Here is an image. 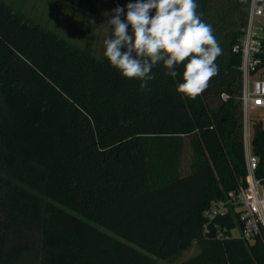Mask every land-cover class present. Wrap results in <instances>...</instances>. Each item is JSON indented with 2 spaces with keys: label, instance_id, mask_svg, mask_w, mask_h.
I'll list each match as a JSON object with an SVG mask.
<instances>
[{
  "label": "trees",
  "instance_id": "obj_1",
  "mask_svg": "<svg viewBox=\"0 0 264 264\" xmlns=\"http://www.w3.org/2000/svg\"><path fill=\"white\" fill-rule=\"evenodd\" d=\"M248 7L199 0L219 72L181 99L161 65L140 90L0 0V264L172 263L193 244L178 264H264L263 232L246 243L232 217H203L246 174L234 47ZM252 151L260 176L263 124Z\"/></svg>",
  "mask_w": 264,
  "mask_h": 264
},
{
  "label": "clouds",
  "instance_id": "obj_2",
  "mask_svg": "<svg viewBox=\"0 0 264 264\" xmlns=\"http://www.w3.org/2000/svg\"><path fill=\"white\" fill-rule=\"evenodd\" d=\"M198 7L199 0H129L111 15L105 13L107 65L145 90L159 64L167 76H179L176 92L181 99L195 98L219 72L215 61L222 53Z\"/></svg>",
  "mask_w": 264,
  "mask_h": 264
},
{
  "label": "built area",
  "instance_id": "obj_3",
  "mask_svg": "<svg viewBox=\"0 0 264 264\" xmlns=\"http://www.w3.org/2000/svg\"><path fill=\"white\" fill-rule=\"evenodd\" d=\"M262 2L264 0H249L246 25L239 44L234 47V52L239 51L242 56L239 102L246 174L237 189L223 199L212 202L203 213L206 223H211L217 217H232L235 228L239 230L235 238L246 243H253L256 238L262 237V232L264 234V171L257 176L259 158L252 151L254 128L258 124L264 125V79L260 76L264 69L258 68L261 64L259 54L264 49ZM221 99L226 101L228 96L223 94Z\"/></svg>",
  "mask_w": 264,
  "mask_h": 264
},
{
  "label": "rangeland",
  "instance_id": "obj_4",
  "mask_svg": "<svg viewBox=\"0 0 264 264\" xmlns=\"http://www.w3.org/2000/svg\"><path fill=\"white\" fill-rule=\"evenodd\" d=\"M21 12L27 18L54 31L65 40L77 44L98 58L103 57V40L107 33L104 30L105 13L111 15L112 10L126 5L129 0H2ZM260 76L264 79V73ZM189 150L186 149L183 165L188 164ZM238 228H234L230 236L237 237ZM197 253L192 247L182 253L178 259L157 261L156 264H178Z\"/></svg>",
  "mask_w": 264,
  "mask_h": 264
}]
</instances>
